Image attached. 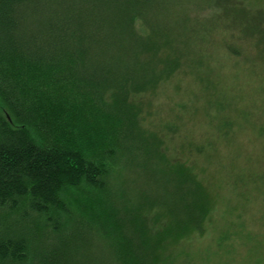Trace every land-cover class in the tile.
Returning a JSON list of instances; mask_svg holds the SVG:
<instances>
[{"label": "trees", "instance_id": "trees-1", "mask_svg": "<svg viewBox=\"0 0 264 264\" xmlns=\"http://www.w3.org/2000/svg\"><path fill=\"white\" fill-rule=\"evenodd\" d=\"M238 3L0 0V264H177L249 200L226 110L264 100V0Z\"/></svg>", "mask_w": 264, "mask_h": 264}, {"label": "rangeland", "instance_id": "rangeland-1", "mask_svg": "<svg viewBox=\"0 0 264 264\" xmlns=\"http://www.w3.org/2000/svg\"><path fill=\"white\" fill-rule=\"evenodd\" d=\"M221 1L227 4L238 3L241 0ZM249 2L252 1L245 4ZM247 59L261 60L257 53L248 55ZM260 78L264 79V75ZM254 81L255 78L252 79V82ZM175 85L171 84L170 88L173 89ZM170 88L163 90L160 104L164 108L172 103L174 108L176 104H179V107L185 98L183 95L176 98ZM185 88L186 84L183 83L182 89ZM170 97L176 99L175 103L169 99ZM256 98V95L245 96L239 95V92H233L231 102L235 105L234 109L232 110V105H228L226 110V114L236 118L243 127L234 131L227 153L233 157V163L237 166L231 176L232 181L236 180L239 186L248 181L252 182L247 186L248 189L240 188V194L242 193L249 200L246 201L235 194H228L227 187L224 194L230 199L227 206L231 209L224 208L226 205H223L225 211L222 212L218 207L213 212L207 226V233L203 237H195L183 244L187 254L185 253L186 256L177 261V264H264V100L260 96ZM162 114L160 111V115ZM150 123L154 125L152 128L159 129L162 137L167 140L168 132L162 127L155 126L158 123L157 120L149 119L146 126L149 127ZM175 124H178L177 120ZM181 134H184L183 130ZM171 143L173 147L177 146L174 142ZM224 155L225 151L221 152L220 159L217 160L218 164L215 163L210 168H215L217 171V165L222 162L225 167L228 165L231 167V163ZM221 170L226 171L227 167ZM220 177L225 182L228 174L220 173ZM225 227L230 228L229 240L222 239Z\"/></svg>", "mask_w": 264, "mask_h": 264}]
</instances>
